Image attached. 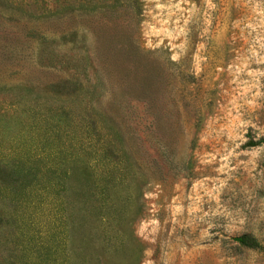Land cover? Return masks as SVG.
Instances as JSON below:
<instances>
[{
  "label": "rangeland",
  "instance_id": "1",
  "mask_svg": "<svg viewBox=\"0 0 264 264\" xmlns=\"http://www.w3.org/2000/svg\"><path fill=\"white\" fill-rule=\"evenodd\" d=\"M94 1L0 0V264H264V0Z\"/></svg>",
  "mask_w": 264,
  "mask_h": 264
},
{
  "label": "trees",
  "instance_id": "2",
  "mask_svg": "<svg viewBox=\"0 0 264 264\" xmlns=\"http://www.w3.org/2000/svg\"><path fill=\"white\" fill-rule=\"evenodd\" d=\"M105 1L106 0H95L94 2L96 4L102 5V4H105ZM80 2H81V0H79L78 3L83 4V2H81V3ZM72 81H73V79L70 77H63L60 80L51 81L50 86H55L57 88V91L61 92L64 96H68V95H70L76 91V88L72 86ZM110 91L111 90L108 89V92H110ZM261 141H264V137H262L258 140H252L251 139L248 141V144L253 145V144H256V143L261 142ZM20 164H22V163L16 164L15 165L16 167L12 168L11 171L6 173L7 169L5 168L4 164L0 161V179L1 178H5V179L10 178L11 181H16L15 177H17V176L22 177V178L28 177L32 173V169L29 166H23ZM4 174H7V177H4L3 176ZM34 175H35V173H32V176H34ZM234 239L237 240L242 245H245V246L253 247V246H259L260 245L259 241L254 236H251L247 233L235 235ZM51 245H52V239L50 238L49 240L46 239V242L45 241L40 242L39 248H38V246L37 247L32 246V248L34 249V251H32V252L36 253V254L32 253V255H35V257H41L42 258L44 255L48 254L47 253L48 249L51 250Z\"/></svg>",
  "mask_w": 264,
  "mask_h": 264
}]
</instances>
